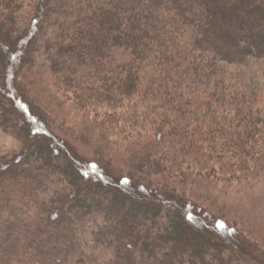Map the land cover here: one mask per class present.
I'll return each mask as SVG.
<instances>
[{"label":"trees","instance_id":"1","mask_svg":"<svg viewBox=\"0 0 264 264\" xmlns=\"http://www.w3.org/2000/svg\"><path fill=\"white\" fill-rule=\"evenodd\" d=\"M142 118L153 140H125ZM0 129L20 142L0 156V264H264L165 181L190 179V151L227 184L264 174V0H0Z\"/></svg>","mask_w":264,"mask_h":264},{"label":"rangeland","instance_id":"2","mask_svg":"<svg viewBox=\"0 0 264 264\" xmlns=\"http://www.w3.org/2000/svg\"><path fill=\"white\" fill-rule=\"evenodd\" d=\"M211 38L206 42V47L212 51L218 63L229 70H238L237 57L234 55L233 50L231 51L228 46L215 40L218 39L216 35H213ZM114 58L119 62H126L129 60L130 54L122 50H114ZM146 70H150L149 67ZM44 76L48 77L49 73L46 72ZM49 88L50 92H55L52 86H49ZM50 109L55 111V104H51ZM114 114L111 111L100 110L98 117L103 118L105 115V117H108ZM116 115L120 117L119 114ZM136 123H138V126L135 128L136 134H127L124 136V139L129 141V139L137 137L143 143L148 140H153L155 134H153L154 128L151 123L148 124L149 122L145 118L138 119ZM111 133H113L112 138L117 137L115 128H112ZM124 139L123 137L121 138L122 141ZM70 144L69 147L76 152L80 160H85L88 163L93 161V154L95 153L90 145L85 146L79 142ZM19 148V140L0 129V156L17 151ZM187 153H189L188 157H185L184 154L178 155L184 159L183 167L188 172L190 179L177 182L172 181L175 178L168 179L166 176L165 181L167 183L168 181L169 183L173 182L176 186L181 187L183 189V191H179L181 192V196L194 199L198 203L205 205L207 210L214 216H222L230 224H234L245 238L259 242L260 250L264 253V174L250 177L243 183L231 182L227 184L224 182V176L218 170H216L214 176H207L206 170L201 168V166L208 167L211 164L204 165L203 162L205 161L201 158L200 161L195 160L197 157L196 151ZM107 165L109 168L108 171H110L107 174L117 180L127 175L128 166L124 162L123 157L117 156ZM155 176L153 177L154 180L158 181L160 178ZM89 241L86 240L88 243Z\"/></svg>","mask_w":264,"mask_h":264}]
</instances>
